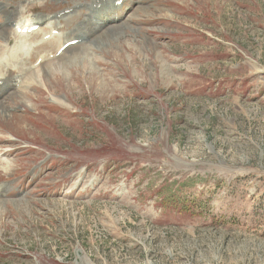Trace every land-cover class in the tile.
<instances>
[{"label": "rangeland", "instance_id": "rangeland-1", "mask_svg": "<svg viewBox=\"0 0 264 264\" xmlns=\"http://www.w3.org/2000/svg\"><path fill=\"white\" fill-rule=\"evenodd\" d=\"M139 1L41 77L56 47L19 39L33 54L4 92L32 85L0 102V264H264V0Z\"/></svg>", "mask_w": 264, "mask_h": 264}, {"label": "bare ground", "instance_id": "bare-ground-1", "mask_svg": "<svg viewBox=\"0 0 264 264\" xmlns=\"http://www.w3.org/2000/svg\"><path fill=\"white\" fill-rule=\"evenodd\" d=\"M124 1H122L121 4H123ZM118 2H119V0H114L110 3V10H111L112 14H110L106 11L104 0H86L85 4L87 5L88 10H90L92 14L94 13V14L102 15V13H100V12H103L104 14H106V16H104L105 22L111 23L108 27V28H110V27L116 26V25L120 26V23H118L119 14L117 13V10L119 9V6H120L118 4ZM92 4H95V5L91 6ZM23 8H24L25 12H27L28 9L32 10L30 3H27ZM60 8H62V9L58 10V13L62 11L63 15H66V16L60 17L61 18L60 20H57L56 15L52 18H43V17H38V16L37 17H28V15H25V13L20 9L19 11H17L15 13V16H13V18H11L10 20H6V18H5V20L3 21L2 26H4L5 23H6V26L2 27L0 29V43L1 42L4 43V46H3V44H0V80L3 81L2 85L0 86V102H2V99L4 98L5 95H8L10 92H17V91L19 92L20 90H22V88L24 86H27L30 84V83H27L26 81H24L22 85H19V80L14 81L12 79H9L7 82L9 87L4 92L3 86H4L5 82L7 81V79L10 77L11 73H13L14 69H15V68H13L14 64H12V63H14V62L20 63V61H21V55H20L19 50L17 48L13 49V48L9 47V45L12 42V39L16 38L19 40V39H22V38L29 36L30 33H28L27 30L29 28H31L32 26L39 25L40 27L38 28L37 31H40V34H42V40H45V36H48V39L46 41H50L51 44L57 48V50H59L62 47V45L65 44V42L73 40L70 36H67V35L60 39V38H58L57 35L52 34L53 30H65L66 27L71 28L73 25V18L75 17V15H73V12L71 11L72 7L63 5ZM65 11H68V12H66L64 14ZM114 13H116V14H114ZM0 14H2V13H0ZM7 14H8V12H6L5 14H2L3 18L7 17ZM51 20H52V22H51ZM42 25L43 26L45 25V27L42 28L41 27ZM74 27H76V26H74ZM8 29H10V31H8ZM17 29H20V30L26 29V32L23 33L21 31L18 33ZM31 33H33V32H31ZM102 37H108V36L104 34V36H102ZM7 38H10L11 41H8ZM73 38L79 39L80 37H73ZM101 41L97 42V48L98 49H100ZM79 42H82V38L79 39ZM5 47H7V48H5ZM70 47H72V46H70ZM70 47H68V48H70ZM11 51L16 52V56L14 58H13V55L10 54ZM5 53H7V56L3 55ZM113 54L115 55V53H113ZM48 64L49 63H47V61L45 62V57H43L42 64L39 65V71L40 70L41 71H40V74L37 75V77L38 76L39 77L44 76V70L42 71V68L45 67L48 70L49 69ZM51 75L54 76L52 72H51ZM26 78H28V77H26ZM43 83H44V81H43ZM43 83H42V86L44 85ZM30 85H32V84H30ZM10 188H12V187H10ZM10 188L6 192H10L9 191ZM0 203L4 204V203H6V201H1Z\"/></svg>", "mask_w": 264, "mask_h": 264}]
</instances>
